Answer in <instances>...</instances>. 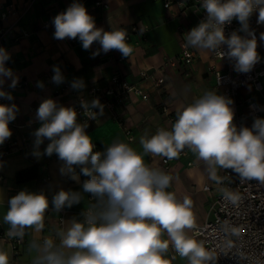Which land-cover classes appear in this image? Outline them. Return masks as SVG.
<instances>
[{"label": "clouds", "instance_id": "obj_1", "mask_svg": "<svg viewBox=\"0 0 264 264\" xmlns=\"http://www.w3.org/2000/svg\"><path fill=\"white\" fill-rule=\"evenodd\" d=\"M206 18L185 34V46L227 56L235 61V70L247 73L259 62L257 37L250 29V17L258 12L257 24H264V0H202ZM236 19L240 32L225 36V26ZM54 39L79 38L84 50L93 42L100 48L92 55L118 50L129 57L133 48L127 43V33L122 28L104 31L97 28L94 18L82 3L74 2L52 21ZM264 40V32L260 33ZM227 45V51L221 50ZM10 53L0 47V98L12 100L10 92L3 90L5 78L11 79L15 88L19 78L5 66ZM52 82L59 85L64 76L59 66H53ZM43 88V82H37ZM71 87H85L82 78L74 79ZM232 99L205 91L186 106L177 109L175 122L170 129L158 128L155 134L140 138L142 152L129 144L114 142L105 151H94L95 145L87 134L88 123L77 121L74 107H65L54 99H44L36 112L41 126L33 132L34 155L52 156L62 162L60 173L79 182L80 173L90 177L82 184L83 192L90 193L95 202L73 217L66 228L54 230L56 239L33 236L28 243L31 264H170L169 247L188 264H214V258L203 241L190 235L196 226L193 202L187 196L179 199L168 191L173 177L162 169L151 167L145 155L160 156L167 160L179 157L189 149L207 167L209 179L220 183V169H232L242 181L256 180L264 184V118H255L251 128H238L233 122ZM88 119L103 115L104 105L99 98L91 102L81 100ZM98 108L100 111L94 112ZM16 104H0V145L11 137L9 123L16 119ZM50 141L44 152L40 145ZM235 203L237 195L228 193ZM83 199L81 192L61 189L49 201L44 192L19 191L8 200L3 223L9 227L6 235L23 241L27 230L39 234L45 227V214L49 210L61 212ZM166 235L167 238H164ZM58 240V242H57ZM175 259V256L172 257ZM0 264H10V250L0 246Z\"/></svg>", "mask_w": 264, "mask_h": 264}, {"label": "crops", "instance_id": "obj_2", "mask_svg": "<svg viewBox=\"0 0 264 264\" xmlns=\"http://www.w3.org/2000/svg\"><path fill=\"white\" fill-rule=\"evenodd\" d=\"M74 0H0V10L13 8L15 15L5 23L6 26L13 27L15 34L23 31L28 35L14 40V35L7 43L0 44L11 55L5 66L11 68L19 78L18 84L27 82L24 89H20L16 94L14 104L18 106V113L14 123L15 134L28 137L29 146L21 154L8 159L4 164V180H0V235L2 231H7L8 225L3 223V216L7 212L8 200L27 189L30 192H44L49 201L55 193L63 190L81 192L83 199L79 204L67 208L68 219L63 227L59 225L58 214L52 211L50 203L49 210L45 214V227L41 233H33L27 230L29 240L33 236L50 237L56 239L54 230L56 228H66L67 221H70L72 214H81L89 206V193H84L82 184L90 179L88 176L79 174V182L70 178L69 175H62L60 167L62 162L53 153L52 156L34 155L35 137L33 132L41 124L36 119V112L40 103L47 98L54 99L58 104L65 107L73 106V97L60 94L65 84L71 83L74 79L82 78L85 87L80 89L81 93L88 92L97 86H106L111 76L119 71L131 83L142 81L140 72L146 69L158 68L164 64L167 58L176 57L183 42L185 34L193 27L197 26L195 17L187 10L186 3H174L170 8H165L162 0H76L82 3L87 12L94 18L97 28L104 31H111L112 28H122L126 33L131 31L134 25L148 28L150 33L147 40L140 44L127 42L133 52L126 61L119 62L122 54L118 50H113L112 55L100 52L93 57L100 45L93 42L90 49L84 50L79 38L57 40L54 39V17L65 11ZM46 25H48L46 27ZM264 32V28L259 30ZM258 49L264 54V40L258 41ZM198 60L190 66L169 68L166 71L168 85L167 96L163 98L153 90L150 93V100L145 102L140 97L133 96L128 104L121 106L115 112L125 121L126 126L133 131L134 141L129 142L128 138L118 122L114 120V112L109 109L103 110V115L98 116L96 122H89L86 129L87 134L92 138L96 146H111L112 143L120 141L129 144L136 151L142 152L140 138L147 134L151 136L156 130L166 124L162 115L160 105L167 103L176 113L177 109L186 106L201 96L205 91L215 90V77L211 73L214 64L212 59L213 51L197 50ZM220 69L225 68L223 61L216 62ZM53 66H59L64 82L57 85L52 82L54 75ZM43 82L44 87H37V82ZM11 84V79L5 78L3 90ZM147 87H150L146 83ZM242 97H251L256 101L264 102L263 92H256L253 87H246ZM1 104V102H0ZM264 118V116H263ZM79 123H84L82 118L77 116ZM254 122H249L245 127L251 128ZM20 127V128H19ZM49 140L45 139L40 145L39 151L44 152ZM94 148V149H95ZM191 160L194 167L187 166L186 162L176 163L171 170L166 171L161 166V157L145 155L144 161L152 167L162 169L173 177L171 187L168 191L174 192L179 199L187 196L193 202V211L196 216V225L204 224L208 218L209 202L211 194L204 191L205 186L216 187L217 182L209 179L207 167L190 151ZM35 165L40 167V178L28 183L18 184L17 173L31 168ZM224 169L218 170V176ZM192 235V230H190ZM164 238H167L166 235ZM58 242V240H57ZM0 246L5 250H10V264H31L32 255L28 252L27 246L21 249V255L15 258L12 248L0 238ZM174 264H188L186 258H178Z\"/></svg>", "mask_w": 264, "mask_h": 264}, {"label": "built area", "instance_id": "obj_3", "mask_svg": "<svg viewBox=\"0 0 264 264\" xmlns=\"http://www.w3.org/2000/svg\"><path fill=\"white\" fill-rule=\"evenodd\" d=\"M32 1L35 2L36 0ZM162 1L165 8H170L174 3L187 2L186 8L195 17L197 24L206 18V10L201 7L202 0ZM15 14L13 8L0 10V44L10 41L13 35L15 41L28 35L23 31L15 34L13 27L5 25L10 16ZM257 18L258 12L250 17L249 26L255 32L258 44L259 30L264 28V24H257ZM240 28L239 21L233 19L230 25L225 26V36H230L233 31H238V34L245 36L246 33L239 31ZM149 33L148 28L134 25L131 31L127 33L126 41L140 44L142 41L147 40ZM221 50L226 52L227 45H222ZM257 52L260 60L247 73L236 71L234 60L229 59L227 56L222 58L218 51L212 52L214 64L211 73L215 77L216 88L221 95L232 99L233 122L238 128L245 127L249 122H254L257 117L263 118L264 116V102L256 101L251 97L244 98L241 95L242 91L249 86L253 87L256 92H263L264 90V54L258 49V46ZM107 54L112 55L113 50L107 52ZM198 58L197 49L186 47L184 41L176 57L167 58L164 64L158 68L142 70L140 72L142 81L139 83H131L121 72L117 71L108 80L106 86L93 87L88 92L81 93L80 90L73 89L71 83H68L62 87L60 94L67 93L73 97L72 107L75 108L77 116L82 118L84 122L87 121V123L96 122L98 118L92 120L84 115L81 100L91 102L93 99L99 98L100 103L104 105V109L114 112V120L124 129L128 141L133 142V131L126 126L125 121L115 111L128 104L133 96L140 97L145 102L149 101L152 90L166 98L168 85L166 71L169 68L190 67L197 62ZM124 61H126L125 57L119 59V62ZM217 61L225 63L223 70L218 67ZM146 83L150 87H147ZM27 85V82H22L17 84L14 89L9 86L6 87L4 91L10 92L13 99L0 98L1 104H13L16 101L17 91L24 89ZM160 110L166 120V124L161 127L170 129L176 119L175 112L167 103H162ZM93 111L98 113L100 110L96 108ZM9 128L12 132L11 137L3 145H0V173L3 172L4 164L8 159L21 154L29 146L28 137L14 133L16 128L14 120L9 123ZM180 161L186 162L189 167L195 166L191 160L190 150L187 148L176 159L167 160L161 157V166L164 170L169 171ZM220 177L222 178L221 182L217 183L216 187H204V191L211 194L208 218L204 224L196 225L192 229V236L199 241H203L205 248L214 258V264H264V184L256 180L242 181L232 169L224 170ZM0 180H4L2 174ZM228 193L237 195L238 199L235 203L227 198ZM88 199L89 205L95 202L90 193ZM60 213L59 225L63 227L68 219L69 211L66 207ZM73 217L83 219L80 214H72L70 219ZM1 225L0 219V227ZM6 232L2 231L0 238L11 246L15 258H18L21 255V249L27 246L30 240L27 237H24L23 241L17 238H9ZM174 256L175 259H172ZM167 258L170 260V264H174L175 260L180 257L170 246Z\"/></svg>", "mask_w": 264, "mask_h": 264}, {"label": "trees", "instance_id": "obj_4", "mask_svg": "<svg viewBox=\"0 0 264 264\" xmlns=\"http://www.w3.org/2000/svg\"><path fill=\"white\" fill-rule=\"evenodd\" d=\"M106 147L103 145H98L96 146V148L94 149V151H99V152H103L105 151ZM77 172H80L79 168L76 169ZM40 178V167L38 165H35L31 168L22 170L20 172L17 173V183L18 184H23V183H28L31 181H35L38 180Z\"/></svg>", "mask_w": 264, "mask_h": 264}]
</instances>
